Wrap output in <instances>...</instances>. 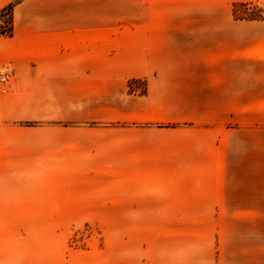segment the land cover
<instances>
[{"label":"rangeland","instance_id":"1","mask_svg":"<svg viewBox=\"0 0 264 264\" xmlns=\"http://www.w3.org/2000/svg\"><path fill=\"white\" fill-rule=\"evenodd\" d=\"M216 21L171 27L163 81L128 82L152 113L83 126L116 163L11 178L0 264H264V1Z\"/></svg>","mask_w":264,"mask_h":264},{"label":"crops","instance_id":"2","mask_svg":"<svg viewBox=\"0 0 264 264\" xmlns=\"http://www.w3.org/2000/svg\"><path fill=\"white\" fill-rule=\"evenodd\" d=\"M251 1L264 0H0L13 19L12 35L0 36V70L11 74L0 85V211L11 178L93 177L116 163L120 147L83 126L152 113L127 84L163 81L171 27L232 25L233 5Z\"/></svg>","mask_w":264,"mask_h":264},{"label":"built area","instance_id":"3","mask_svg":"<svg viewBox=\"0 0 264 264\" xmlns=\"http://www.w3.org/2000/svg\"><path fill=\"white\" fill-rule=\"evenodd\" d=\"M11 80V74L5 70H0V85H7Z\"/></svg>","mask_w":264,"mask_h":264},{"label":"trees","instance_id":"4","mask_svg":"<svg viewBox=\"0 0 264 264\" xmlns=\"http://www.w3.org/2000/svg\"><path fill=\"white\" fill-rule=\"evenodd\" d=\"M11 8H9L7 11H9ZM12 35V25L10 26L9 30H1L0 36H11Z\"/></svg>","mask_w":264,"mask_h":264}]
</instances>
